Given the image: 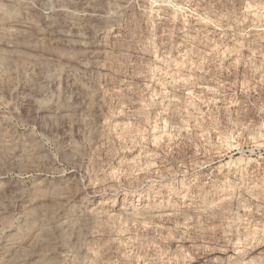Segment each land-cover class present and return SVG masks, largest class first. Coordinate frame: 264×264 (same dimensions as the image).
I'll list each match as a JSON object with an SVG mask.
<instances>
[{
    "label": "rangeland",
    "instance_id": "1",
    "mask_svg": "<svg viewBox=\"0 0 264 264\" xmlns=\"http://www.w3.org/2000/svg\"><path fill=\"white\" fill-rule=\"evenodd\" d=\"M0 264H264V0H0Z\"/></svg>",
    "mask_w": 264,
    "mask_h": 264
},
{
    "label": "bare ground",
    "instance_id": "2",
    "mask_svg": "<svg viewBox=\"0 0 264 264\" xmlns=\"http://www.w3.org/2000/svg\"><path fill=\"white\" fill-rule=\"evenodd\" d=\"M2 176V175H1ZM3 177V176H2Z\"/></svg>",
    "mask_w": 264,
    "mask_h": 264
}]
</instances>
